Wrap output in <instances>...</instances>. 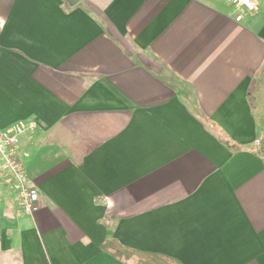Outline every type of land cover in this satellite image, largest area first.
Returning <instances> with one entry per match:
<instances>
[{
    "label": "crops",
    "instance_id": "0c3cea01",
    "mask_svg": "<svg viewBox=\"0 0 264 264\" xmlns=\"http://www.w3.org/2000/svg\"><path fill=\"white\" fill-rule=\"evenodd\" d=\"M0 0V128L39 192L0 186V264H264V0ZM229 141L233 148L223 144Z\"/></svg>",
    "mask_w": 264,
    "mask_h": 264
},
{
    "label": "built area",
    "instance_id": "2783aa9c",
    "mask_svg": "<svg viewBox=\"0 0 264 264\" xmlns=\"http://www.w3.org/2000/svg\"><path fill=\"white\" fill-rule=\"evenodd\" d=\"M234 11L237 23L259 11L260 0H222ZM38 124L20 121L6 129L0 128V186L15 197L20 216L32 215L38 209L39 192L31 186L22 162V140L37 131Z\"/></svg>",
    "mask_w": 264,
    "mask_h": 264
},
{
    "label": "trees",
    "instance_id": "16d2710c",
    "mask_svg": "<svg viewBox=\"0 0 264 264\" xmlns=\"http://www.w3.org/2000/svg\"><path fill=\"white\" fill-rule=\"evenodd\" d=\"M223 144L230 149L233 148L229 141L223 140ZM102 250L125 263L134 261L135 264H181L178 260L166 256L133 251L121 246L117 242L105 243L102 246Z\"/></svg>",
    "mask_w": 264,
    "mask_h": 264
},
{
    "label": "water",
    "instance_id": "95a60500",
    "mask_svg": "<svg viewBox=\"0 0 264 264\" xmlns=\"http://www.w3.org/2000/svg\"><path fill=\"white\" fill-rule=\"evenodd\" d=\"M67 1H69L73 6H75L76 4H78L80 0H67Z\"/></svg>",
    "mask_w": 264,
    "mask_h": 264
}]
</instances>
